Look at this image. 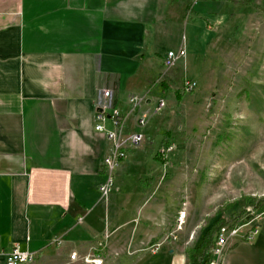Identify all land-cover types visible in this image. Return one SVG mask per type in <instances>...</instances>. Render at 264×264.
Here are the masks:
<instances>
[{
  "label": "crops",
  "instance_id": "crops-1",
  "mask_svg": "<svg viewBox=\"0 0 264 264\" xmlns=\"http://www.w3.org/2000/svg\"><path fill=\"white\" fill-rule=\"evenodd\" d=\"M229 1L0 0V264L16 247L40 264H191L193 226L166 242L186 180L165 178L176 156L156 159L164 122L136 124L130 98H147L142 115L164 100L184 79L158 51L164 32L209 31ZM106 90L127 131L145 135L108 200L100 188L112 143L96 131ZM246 244H231L225 264Z\"/></svg>",
  "mask_w": 264,
  "mask_h": 264
},
{
  "label": "rangeland",
  "instance_id": "rangeland-1",
  "mask_svg": "<svg viewBox=\"0 0 264 264\" xmlns=\"http://www.w3.org/2000/svg\"><path fill=\"white\" fill-rule=\"evenodd\" d=\"M229 2L222 23H211L209 31L183 24L164 32L160 55L188 46L196 58L189 65L182 60L172 70L184 79L165 91L166 106L154 113V98L143 114L147 124L157 116L164 122L161 148L166 151L160 154L176 156L165 178L186 180L180 197L184 223L180 226L178 218L177 237L166 242L177 241L189 224L194 233L188 251L201 244L223 213L240 221L252 209L264 218V211L246 204L248 198L264 199V0ZM187 80L197 83L194 91L184 90ZM183 90L178 102L176 93ZM245 243L228 264H264V227L253 242Z\"/></svg>",
  "mask_w": 264,
  "mask_h": 264
},
{
  "label": "built area",
  "instance_id": "built-area-1",
  "mask_svg": "<svg viewBox=\"0 0 264 264\" xmlns=\"http://www.w3.org/2000/svg\"><path fill=\"white\" fill-rule=\"evenodd\" d=\"M200 0H193L192 6H196ZM186 57V50L181 49L178 53L169 52L164 60V65L167 68H174ZM197 88V83L186 81L184 90L186 92L194 91ZM104 101L100 108L103 110L97 114L96 131L106 135L107 139L112 143V150L105 157L104 164L107 168V178L101 186L100 192L104 199L108 200L115 186V172L120 167L121 163L128 158L130 149H138L145 142V135L141 132H128L124 115L113 106L111 100V92L106 90L103 92ZM147 98L133 96L130 98L131 114L136 118V124L145 126L147 124V116L140 114L141 107L147 103ZM166 106L165 101H160L154 109V113H159ZM112 122V128L107 126L108 120ZM169 151L172 148L167 149ZM166 150H162L165 153ZM246 218L237 222H231L223 226L216 241V245L211 252V260L209 264H223V258L227 247L232 243L253 242L261 233L264 224V218L256 214L255 211L249 209ZM180 226L184 223V214L179 216ZM179 226V227H180ZM176 238L177 232L173 231L167 237ZM160 244L155 246V251H158ZM77 254L71 255V259L75 260ZM35 254L31 252H23L16 247L10 254L6 256V264H30L34 262ZM101 260H90L88 264H102Z\"/></svg>",
  "mask_w": 264,
  "mask_h": 264
},
{
  "label": "trees",
  "instance_id": "trees-1",
  "mask_svg": "<svg viewBox=\"0 0 264 264\" xmlns=\"http://www.w3.org/2000/svg\"><path fill=\"white\" fill-rule=\"evenodd\" d=\"M185 95V91H177L176 99L178 102H181ZM169 144V143H167ZM156 159L167 163V159L164 158L160 153L157 155ZM248 206L254 207V209L259 211H264V199L253 200L252 198L247 199ZM233 218H228L224 213L222 216L214 223V225L206 232L203 237L201 244L196 245L189 251V257L191 264H209L211 260V252L216 245L218 238V233L220 229L229 224Z\"/></svg>",
  "mask_w": 264,
  "mask_h": 264
},
{
  "label": "water",
  "instance_id": "water-1",
  "mask_svg": "<svg viewBox=\"0 0 264 264\" xmlns=\"http://www.w3.org/2000/svg\"><path fill=\"white\" fill-rule=\"evenodd\" d=\"M97 111H98L99 113H101L103 110H102L101 108H99Z\"/></svg>",
  "mask_w": 264,
  "mask_h": 264
}]
</instances>
